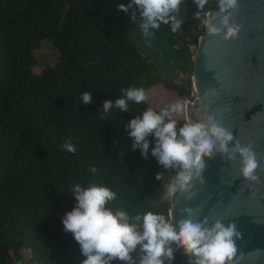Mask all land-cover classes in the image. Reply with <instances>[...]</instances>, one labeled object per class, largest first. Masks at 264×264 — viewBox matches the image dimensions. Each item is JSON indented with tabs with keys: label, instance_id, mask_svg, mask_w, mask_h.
Returning a JSON list of instances; mask_svg holds the SVG:
<instances>
[{
	"label": "trees",
	"instance_id": "16d2710c",
	"mask_svg": "<svg viewBox=\"0 0 264 264\" xmlns=\"http://www.w3.org/2000/svg\"><path fill=\"white\" fill-rule=\"evenodd\" d=\"M129 2L0 0V264H82L85 257L61 223L75 204L67 192L73 183L110 188L113 212L167 217L172 197H162L176 171H162L151 151L146 160L133 151L124 129L151 108L148 102H130L127 113L113 108L104 119L98 112L128 87L160 85L191 101V56L217 0H208L199 19L193 0H183L180 30L161 25L150 36L139 28L138 12L131 22L130 13L118 10ZM44 41L57 57L34 74L33 53ZM84 92L93 96L89 106L81 105ZM65 142L74 154L61 148Z\"/></svg>",
	"mask_w": 264,
	"mask_h": 264
},
{
	"label": "clouds",
	"instance_id": "9594fccd",
	"mask_svg": "<svg viewBox=\"0 0 264 264\" xmlns=\"http://www.w3.org/2000/svg\"><path fill=\"white\" fill-rule=\"evenodd\" d=\"M193 2L197 7L194 15L199 19L208 0ZM182 3L183 0H130L127 5H118V10L130 13L131 22L136 21L138 12L139 28L143 36H150L149 30H158L161 25H169L173 33L180 30L183 21L177 14ZM217 8L218 23L205 22L208 34L218 36L222 41L236 37L239 26L230 21L237 0H217ZM147 98L143 88H123L120 98L102 103L98 117L104 119L113 108L127 113L130 102L140 104ZM80 102L83 106L91 105L92 94L82 93ZM183 111L180 101L159 112L148 108L133 116L124 126L133 151L138 149L145 160L151 151L159 166L176 171L175 177L167 184L162 202L178 191H188L193 180L203 184L202 173L207 167L205 158L214 154L228 160L239 157L240 176L250 182L258 181L255 172L259 161L250 145H242L234 139L231 131L219 126L211 116L204 123L186 122L178 128L172 114L180 115ZM148 137H152L151 149ZM61 148L69 153L76 152L71 142H65ZM89 171L95 173L97 168L92 166ZM155 179L160 181L161 173H157ZM67 192L75 204L61 217V223L64 232L72 235L85 257L82 264H135L132 253L137 248L142 253L139 264H171L178 249L189 257V264H227L236 253V242L241 238L234 223L225 225L216 220L209 226L206 218L192 219L191 210H187L184 218L175 224L166 216L152 212L138 213L134 217L125 210L113 212L108 205L116 199V193L107 186L93 183L82 187L73 183Z\"/></svg>",
	"mask_w": 264,
	"mask_h": 264
},
{
	"label": "water",
	"instance_id": "95a60500",
	"mask_svg": "<svg viewBox=\"0 0 264 264\" xmlns=\"http://www.w3.org/2000/svg\"><path fill=\"white\" fill-rule=\"evenodd\" d=\"M208 21L218 23V10L205 14L204 34L191 56L193 99H181L183 119L204 123L211 116L242 145H250L259 161L258 181L240 176L239 157H206L204 183L193 180L188 191H178L167 217L175 224L191 210L192 219L206 218L209 226L216 220L234 223L241 238L227 264H264V0H237L230 22L239 31L227 41L208 34ZM140 255L139 248L132 253L135 264ZM171 264H189V257L178 249Z\"/></svg>",
	"mask_w": 264,
	"mask_h": 264
},
{
	"label": "rangeland",
	"instance_id": "374dc122",
	"mask_svg": "<svg viewBox=\"0 0 264 264\" xmlns=\"http://www.w3.org/2000/svg\"><path fill=\"white\" fill-rule=\"evenodd\" d=\"M193 49L194 48L191 47V50ZM33 55L37 63L31 68V72L34 74H39L44 66L53 65L57 57L56 51L48 42L45 41L41 43L40 48L35 51ZM145 92L148 97L145 102H148L146 104L154 110L160 111L161 109H165L176 101H180L183 104L182 100H179L173 94L165 91L160 85L153 86L145 90ZM172 118L176 119L177 122H179L183 119V116L182 114H172ZM162 171H164L163 167ZM26 259L27 255L25 254V252H22V262H26Z\"/></svg>",
	"mask_w": 264,
	"mask_h": 264
}]
</instances>
